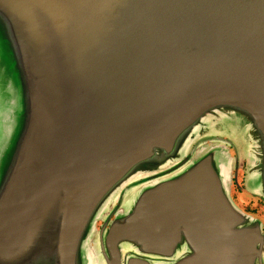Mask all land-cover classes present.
Wrapping results in <instances>:
<instances>
[{
	"label": "water",
	"instance_id": "obj_1",
	"mask_svg": "<svg viewBox=\"0 0 264 264\" xmlns=\"http://www.w3.org/2000/svg\"><path fill=\"white\" fill-rule=\"evenodd\" d=\"M263 213L264 0H0V264H264Z\"/></svg>",
	"mask_w": 264,
	"mask_h": 264
},
{
	"label": "flooded vegetation",
	"instance_id": "obj_2",
	"mask_svg": "<svg viewBox=\"0 0 264 264\" xmlns=\"http://www.w3.org/2000/svg\"><path fill=\"white\" fill-rule=\"evenodd\" d=\"M242 180V176H240L239 175V173H238V175H237V181H239V185L241 186V184H242V182H243V180ZM234 182H233V195L235 196V199L237 198V195H239L240 193H241V189H239L238 187H237V185H236V182H235V180H233ZM238 183V182H237ZM253 204V202H248V203H241V204H239V206L241 207V208H243L245 211H247V212H255V209L257 208V207H255L254 209H252V205ZM263 206V205H262ZM264 214V213H263Z\"/></svg>",
	"mask_w": 264,
	"mask_h": 264
}]
</instances>
